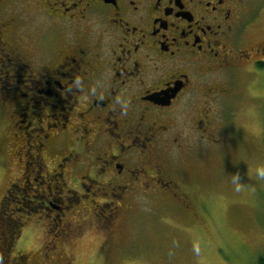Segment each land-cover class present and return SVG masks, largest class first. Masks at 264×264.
<instances>
[{
	"label": "flooded vegetation",
	"instance_id": "af4514ba",
	"mask_svg": "<svg viewBox=\"0 0 264 264\" xmlns=\"http://www.w3.org/2000/svg\"><path fill=\"white\" fill-rule=\"evenodd\" d=\"M263 24L264 0H0V98L21 164L1 202L21 204L20 237L40 241L15 261L57 264L91 227L113 252L147 188L188 210L173 162L244 125Z\"/></svg>",
	"mask_w": 264,
	"mask_h": 264
},
{
	"label": "rangeland",
	"instance_id": "374dc122",
	"mask_svg": "<svg viewBox=\"0 0 264 264\" xmlns=\"http://www.w3.org/2000/svg\"><path fill=\"white\" fill-rule=\"evenodd\" d=\"M256 34L264 38V24ZM261 77L252 81L250 91L241 85L234 89L250 94L251 99H243L253 109L240 118L244 125L227 135L228 143L218 148L193 147L186 151L185 161L175 158L174 180L186 192L188 210L169 193H151L147 188L136 210L120 220L113 252L103 249L106 230L91 227L65 248L67 259L57 264L69 260L71 264H258L264 254V178L255 175L257 167H264ZM11 110L10 102L0 98V202L21 169L10 148L13 142L5 136ZM238 185H242L239 192L235 191ZM39 243L36 238L27 241L22 231L10 255H0L4 258L0 264H19L14 255ZM11 256L14 261H7ZM25 259L23 264L39 263L32 256Z\"/></svg>",
	"mask_w": 264,
	"mask_h": 264
},
{
	"label": "trees",
	"instance_id": "16d2710c",
	"mask_svg": "<svg viewBox=\"0 0 264 264\" xmlns=\"http://www.w3.org/2000/svg\"><path fill=\"white\" fill-rule=\"evenodd\" d=\"M0 202V248L3 257L8 255V249L12 250L20 237L22 230V221L19 212L22 213L21 204H12L11 206ZM4 252L7 254L3 255ZM1 259V258H0ZM4 259V258H3ZM1 259V261H4ZM9 258H7L8 261ZM258 264H264V254L259 255Z\"/></svg>",
	"mask_w": 264,
	"mask_h": 264
},
{
	"label": "clouds",
	"instance_id": "9594fccd",
	"mask_svg": "<svg viewBox=\"0 0 264 264\" xmlns=\"http://www.w3.org/2000/svg\"><path fill=\"white\" fill-rule=\"evenodd\" d=\"M255 175L258 177V178H264V167H257L255 169ZM242 189V185H238L235 189V191L239 192L241 191Z\"/></svg>",
	"mask_w": 264,
	"mask_h": 264
}]
</instances>
